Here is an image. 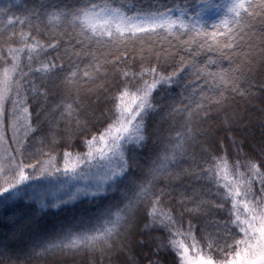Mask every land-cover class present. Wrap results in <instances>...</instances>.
<instances>
[{
    "label": "snow or ice",
    "instance_id": "6c2138e0",
    "mask_svg": "<svg viewBox=\"0 0 264 264\" xmlns=\"http://www.w3.org/2000/svg\"><path fill=\"white\" fill-rule=\"evenodd\" d=\"M101 93L97 128L87 100ZM254 100L264 0H0V210L94 206L25 256L130 254L143 224L173 264H264V134L252 154L233 138L235 161L200 139L213 113L230 127ZM156 118L168 127L144 161ZM0 253L19 264L9 240Z\"/></svg>",
    "mask_w": 264,
    "mask_h": 264
},
{
    "label": "trees",
    "instance_id": "16d2710c",
    "mask_svg": "<svg viewBox=\"0 0 264 264\" xmlns=\"http://www.w3.org/2000/svg\"><path fill=\"white\" fill-rule=\"evenodd\" d=\"M28 2L30 3L31 0H28ZM136 2L139 4L142 0H136ZM164 2L179 3L180 0H164ZM97 100L99 101L98 103ZM87 103L96 110L97 119L94 123L97 128H100L102 126L101 121L104 119L102 113L107 112L111 107L109 97L101 93L98 97L88 98ZM164 103H170L167 97ZM261 108H264V104H261L259 100H254L252 104L247 106L244 102L239 103L237 111L244 115L245 119L242 123H232L230 127L224 123V115L226 114L213 113L215 118L210 119L204 125L207 135L200 138L204 146L209 147L216 155H222L223 147H226L229 158L235 161L238 157L235 152V146L232 144L234 138L237 143L245 145V152L252 154L253 146L259 144L262 134H264V128L261 127L264 114L259 110ZM167 127L166 124L161 125L159 118L154 119L150 123V143L143 151L138 153L141 160L146 161L148 157L154 155L158 147L155 134L157 128L166 130ZM81 144L82 138L76 141L75 150H82ZM57 150H73V148L69 146L66 149ZM195 151L199 155L200 147L197 146ZM185 183H189L187 178ZM196 187H204L205 192H207V186L197 185ZM93 207L88 201H83L75 206L61 210L51 208L43 214H37L38 205H30L27 201H20L14 207L8 209L6 213L4 210H0V241L9 240L12 249L19 254V264H130L132 258L135 259L136 264H153L155 261H159V264H173L174 257L171 253L163 249L159 255L156 253L159 242L166 239V234L157 231L150 236L142 235L143 224L138 227L136 238L138 241H144V243L135 244L130 254H120L104 261L98 258L94 261L87 254L55 258L52 256H46L45 258L33 256L30 259L25 256V253L31 251L34 243H38L42 238L50 236L63 225L74 219L79 220L81 217L90 216ZM13 216L17 217L19 223H13L11 220ZM16 258L13 255V259L15 260ZM0 260H3L4 264H8L2 253H0Z\"/></svg>",
    "mask_w": 264,
    "mask_h": 264
},
{
    "label": "rangeland",
    "instance_id": "374dc122",
    "mask_svg": "<svg viewBox=\"0 0 264 264\" xmlns=\"http://www.w3.org/2000/svg\"><path fill=\"white\" fill-rule=\"evenodd\" d=\"M251 133V132H250Z\"/></svg>",
    "mask_w": 264,
    "mask_h": 264
}]
</instances>
